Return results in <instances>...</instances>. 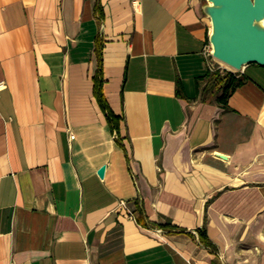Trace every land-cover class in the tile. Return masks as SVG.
Listing matches in <instances>:
<instances>
[{"label": "crops", "instance_id": "obj_1", "mask_svg": "<svg viewBox=\"0 0 264 264\" xmlns=\"http://www.w3.org/2000/svg\"><path fill=\"white\" fill-rule=\"evenodd\" d=\"M204 5L0 0V264H264V66L205 54Z\"/></svg>", "mask_w": 264, "mask_h": 264}, {"label": "water", "instance_id": "obj_2", "mask_svg": "<svg viewBox=\"0 0 264 264\" xmlns=\"http://www.w3.org/2000/svg\"><path fill=\"white\" fill-rule=\"evenodd\" d=\"M207 1L203 10L211 20L213 56L236 70L253 62L264 66V0ZM104 172L102 165L98 173Z\"/></svg>", "mask_w": 264, "mask_h": 264}, {"label": "trees", "instance_id": "obj_3", "mask_svg": "<svg viewBox=\"0 0 264 264\" xmlns=\"http://www.w3.org/2000/svg\"><path fill=\"white\" fill-rule=\"evenodd\" d=\"M102 16H100L101 18ZM103 47H104V41L101 39L100 36L96 38L95 41V51L97 54L98 59V67L97 70L93 76L94 81V94L100 103L101 107L106 113L108 122L112 128V130L115 133H119V124H120V116L117 115L109 105L105 94L103 92V84H104V72H103ZM210 77L215 83H218L221 85L222 93L219 95V100L223 103H225V107H227L228 98L231 95V93L236 89L237 86H239L241 83L244 82L245 76L237 75V73L231 71V70H221L220 68H216L210 72H208ZM180 82L178 81L177 85V93H180ZM118 142L122 144V141L118 139ZM136 201V219L137 221L142 224L143 226L150 227V228H161L163 230H166L168 232L173 231H180V232H186L187 234L191 236H195V234L190 231L186 230L185 228H182L180 226H177L175 224L171 223H162V222H155L148 218L142 204L139 203V200ZM198 234V240L209 247L212 250H217L216 245L211 241V239L208 237L206 232L205 225L203 227H198L195 229Z\"/></svg>", "mask_w": 264, "mask_h": 264}, {"label": "built area", "instance_id": "obj_4", "mask_svg": "<svg viewBox=\"0 0 264 264\" xmlns=\"http://www.w3.org/2000/svg\"><path fill=\"white\" fill-rule=\"evenodd\" d=\"M204 52L208 57L211 58H215L212 54V44L210 43V41L206 44L205 48H204ZM73 136V135H72ZM120 203L125 206L126 205V201L125 200H121ZM129 212V211H128ZM131 214V212H129ZM132 215V214H131Z\"/></svg>", "mask_w": 264, "mask_h": 264}, {"label": "rangeland", "instance_id": "obj_5", "mask_svg": "<svg viewBox=\"0 0 264 264\" xmlns=\"http://www.w3.org/2000/svg\"><path fill=\"white\" fill-rule=\"evenodd\" d=\"M208 1L207 0H205V3H207ZM215 60H218L219 62H221V64H224L225 66H228L229 68H232L231 66H229L228 64H226L225 62H223V61H221V60H219V59H217V58H215ZM219 64V63H218Z\"/></svg>", "mask_w": 264, "mask_h": 264}, {"label": "bare ground", "instance_id": "obj_6", "mask_svg": "<svg viewBox=\"0 0 264 264\" xmlns=\"http://www.w3.org/2000/svg\"><path fill=\"white\" fill-rule=\"evenodd\" d=\"M210 22H211V20H210ZM262 22L264 23V20ZM211 31H212V25H211Z\"/></svg>", "mask_w": 264, "mask_h": 264}]
</instances>
